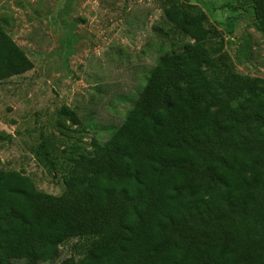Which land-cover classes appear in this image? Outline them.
Here are the masks:
<instances>
[{
  "label": "trees",
  "instance_id": "trees-1",
  "mask_svg": "<svg viewBox=\"0 0 264 264\" xmlns=\"http://www.w3.org/2000/svg\"><path fill=\"white\" fill-rule=\"evenodd\" d=\"M251 7L264 40V0ZM161 9L154 31L189 39L158 56L103 143L69 158L62 193L0 158V264L55 260L72 237L88 245L59 264H264V78L236 70L200 6ZM32 66L0 23V81ZM58 116L80 121L67 105Z\"/></svg>",
  "mask_w": 264,
  "mask_h": 264
},
{
  "label": "rangeland",
  "instance_id": "rangeland-1",
  "mask_svg": "<svg viewBox=\"0 0 264 264\" xmlns=\"http://www.w3.org/2000/svg\"><path fill=\"white\" fill-rule=\"evenodd\" d=\"M183 1L200 6L207 26L222 32L238 72L264 78V40L252 0ZM162 21L161 0H0V23L33 63L0 81V130L12 134L0 140L2 167L23 170L41 191L62 193L69 158L103 143L158 56L189 39L155 32ZM63 105L76 111L79 123L58 116ZM43 139L50 151L39 160L34 151ZM48 158L56 170L46 166ZM88 242L69 238L57 259L40 264L79 258Z\"/></svg>",
  "mask_w": 264,
  "mask_h": 264
},
{
  "label": "crops",
  "instance_id": "crops-1",
  "mask_svg": "<svg viewBox=\"0 0 264 264\" xmlns=\"http://www.w3.org/2000/svg\"><path fill=\"white\" fill-rule=\"evenodd\" d=\"M0 131H2V130H0Z\"/></svg>",
  "mask_w": 264,
  "mask_h": 264
}]
</instances>
